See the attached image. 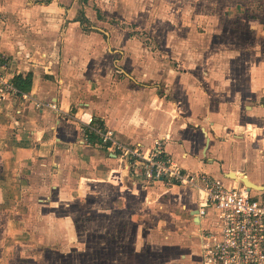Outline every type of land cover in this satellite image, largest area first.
I'll return each mask as SVG.
<instances>
[{"label": "crops", "instance_id": "obj_1", "mask_svg": "<svg viewBox=\"0 0 264 264\" xmlns=\"http://www.w3.org/2000/svg\"><path fill=\"white\" fill-rule=\"evenodd\" d=\"M24 3L0 1V47L13 58L10 77L32 74L30 91L4 101L5 110L1 107L6 121L1 137L5 139L2 154L7 159V180L29 186L35 209H45L48 202L53 210L62 204L67 218L57 219L59 226L65 223L67 229L73 225L74 230H81L78 220L82 214L95 213L104 216L105 226L94 220L90 230L106 231V246L122 243L121 247L137 248L135 251L160 245L164 230L168 232L166 240L175 235L170 245L183 246L176 264H200V232H216L218 221L211 211L204 218L195 215L197 192L186 186L167 188L160 180L140 187L139 183L145 182L131 178L127 169L119 170L116 157L95 144L96 137L85 131L84 122L99 119L118 138L144 151L159 139L177 166L205 173L225 187L239 186L238 179L245 176L264 188V64L240 60L243 58L237 55L242 53L234 50L201 52L212 57L200 63L194 60L182 71L181 77L192 78L180 85L182 92L176 90L174 100L167 103L156 96L145 101L128 95L121 98L118 113L114 105L117 94L113 95L111 86L85 97L79 81L72 80L84 75L78 67L69 70L67 84L59 73L72 67L70 63L58 66L43 49L33 52L17 45V28L5 23L13 24L17 17L25 19L34 7L25 4L26 10L18 14ZM89 134L95 137L89 139L91 143L84 141ZM5 189H0L1 195ZM35 191L45 194L40 198ZM49 192L54 197L46 195ZM88 199L89 206L85 204ZM70 202L75 204L72 209ZM49 207L51 228L56 212ZM182 228L197 236L181 238L178 231ZM129 231L133 237L127 242ZM119 232L127 234L121 242L117 241Z\"/></svg>", "mask_w": 264, "mask_h": 264}, {"label": "rangeland", "instance_id": "obj_2", "mask_svg": "<svg viewBox=\"0 0 264 264\" xmlns=\"http://www.w3.org/2000/svg\"><path fill=\"white\" fill-rule=\"evenodd\" d=\"M23 1L18 14L26 10L25 4L34 8L28 10L25 19L17 17L13 24L5 23L17 28V45L22 44L33 52L43 49L50 62L58 66L70 63L72 67L59 73L66 78L67 84H70L69 70L78 67L84 75L78 74L72 80L79 81L85 97L111 86L113 95L117 94L119 103L116 100L114 105L118 113L121 98L128 95L135 99L158 96L167 103L174 100L176 90L182 92L180 85L185 84L186 78H192V75L181 77L182 71L189 69L194 60L200 63L201 59L212 57L199 54L201 52L234 50L242 53L237 55L239 59L243 58L240 60L257 66L264 64V0ZM44 13L49 16L45 17ZM0 51L6 58L4 63L11 67L13 58L1 47ZM11 72L8 70L9 74ZM6 79L10 80V76ZM4 95L0 98V189H6L4 195L0 193V264L177 263L183 246L170 245L175 235L170 234L166 240L164 235L168 232L164 230L160 245L139 248V251L125 245L121 247L122 243H118V247L106 246L107 232L90 230L94 220L102 222L104 227V216L83 213L78 220L81 230H74L73 225L67 229V224L59 226L57 222V219L66 221L67 218L62 204L53 210L48 202L49 210L56 212L52 215L56 223L50 228L47 218L51 211H47V207L33 208L29 186L9 182L6 178L7 159L2 154L6 147L2 142L5 139L1 137V128H5L6 121L1 115L2 109L5 110L3 102L16 96ZM107 97L112 99L110 92ZM92 123L97 129H107L99 119H93ZM88 130L85 127V131ZM112 134L123 144L131 145L113 131ZM94 136L97 139V135ZM132 146L142 150L138 145ZM100 149L107 152L103 147ZM116 159L118 169L126 170L124 160ZM128 173L131 178L139 179ZM151 183L141 182L139 186L147 187ZM163 185L167 188L175 186ZM102 189L106 192L104 187ZM33 194L41 198L45 193L35 191ZM46 195L54 197L50 192ZM85 202L89 206L90 200ZM70 205L72 209L75 204L70 202ZM178 233L181 238L197 236L183 228ZM118 236L119 242L127 234L119 232ZM132 237L133 232L129 231L126 241H131ZM155 238L160 239L161 232Z\"/></svg>", "mask_w": 264, "mask_h": 264}, {"label": "built area", "instance_id": "obj_3", "mask_svg": "<svg viewBox=\"0 0 264 264\" xmlns=\"http://www.w3.org/2000/svg\"><path fill=\"white\" fill-rule=\"evenodd\" d=\"M0 51V98L20 94L6 77L9 67ZM90 118L84 122L97 135L95 144L125 162L127 171L142 181H162L166 185L186 186L197 192V216L211 211L218 221L217 231L200 232V264H264V189L249 190L243 185L228 188L213 177L185 171L165 153L157 140L147 151L123 144L111 130L96 128ZM84 141L91 143L88 136Z\"/></svg>", "mask_w": 264, "mask_h": 264}, {"label": "trees", "instance_id": "obj_4", "mask_svg": "<svg viewBox=\"0 0 264 264\" xmlns=\"http://www.w3.org/2000/svg\"><path fill=\"white\" fill-rule=\"evenodd\" d=\"M79 24H81V19H78ZM13 86L17 89L20 94H26L31 89L32 74L28 73L24 77L22 75H14L11 79ZM89 139L92 140L95 137L89 134Z\"/></svg>", "mask_w": 264, "mask_h": 264}, {"label": "water", "instance_id": "obj_5", "mask_svg": "<svg viewBox=\"0 0 264 264\" xmlns=\"http://www.w3.org/2000/svg\"><path fill=\"white\" fill-rule=\"evenodd\" d=\"M230 175H232V178L236 179L235 177V174L231 173ZM240 185H243L245 187H247L249 190H254V191H261L262 189H264L262 186H258L254 183H252L251 181H249L247 179V177L245 176H242L238 179ZM197 212H195V215H196Z\"/></svg>", "mask_w": 264, "mask_h": 264}]
</instances>
